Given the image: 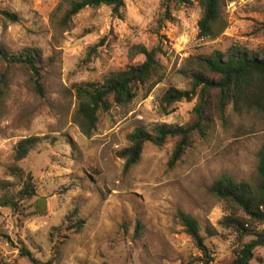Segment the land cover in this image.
I'll return each mask as SVG.
<instances>
[{
    "label": "rangeland",
    "instance_id": "374dc122",
    "mask_svg": "<svg viewBox=\"0 0 264 264\" xmlns=\"http://www.w3.org/2000/svg\"><path fill=\"white\" fill-rule=\"evenodd\" d=\"M59 1L0 0V11L17 15L12 22L0 14V44L9 52L38 48L46 62L40 93L30 70L0 60L8 77L0 119V179L17 184L8 172L16 164L33 176L36 187V195L23 203L22 215L0 207V232L7 234L0 239V264H32L21 256L22 248L51 264H196L201 254L178 210L197 220L213 259L210 264L230 263L253 237L240 240L233 228L219 224L228 213L227 204L209 188L222 174L255 180L257 152L264 146V113H234L229 107L226 121L216 122L205 138L196 137L173 167L168 160L174 138L161 147L144 143L139 162L125 173L116 152L128 145L127 135L136 126L189 119L195 97L175 103L169 115L160 108L169 86L189 87L188 78L179 73L189 57L232 44L264 46V0H225L227 26L212 40L197 36L196 4L174 6L171 18L160 22L162 0H124L121 16L105 5L85 7L60 27L51 21ZM135 44L160 48L164 79L146 97L140 90L130 103L113 106L85 136L71 119V85L142 61V55L130 57ZM30 135L56 141L14 162V143ZM74 211L84 223L66 230ZM137 224L141 233L135 232ZM250 264H264V246L254 249Z\"/></svg>",
    "mask_w": 264,
    "mask_h": 264
},
{
    "label": "trees",
    "instance_id": "16d2710c",
    "mask_svg": "<svg viewBox=\"0 0 264 264\" xmlns=\"http://www.w3.org/2000/svg\"><path fill=\"white\" fill-rule=\"evenodd\" d=\"M196 4L200 9L197 21V36L201 39H215L226 28L223 16L225 0H162L160 22L171 18L174 6H191ZM109 6L116 16H121L124 0H60L51 13V21L60 27H66L72 17L85 7ZM10 21H17V15L5 10L0 11ZM160 48H147L142 44L132 45L130 57L142 55L143 60L129 63L126 66L109 70L100 79L75 82L71 86L75 98L71 116L80 131L89 137L96 129L100 117L113 106L130 103L143 91L146 97L151 90L165 77V70L157 57ZM0 60L7 65H22L32 73L35 88L42 93L39 82L41 72L46 66L41 51L34 47H25L17 52L7 51L0 44ZM179 73L189 80L187 89L169 86L160 97V108L163 115L174 112V104L182 100L196 102L191 109L189 119L184 123L154 122L148 126H136L127 135L128 145L119 149L116 156L123 160V172H127L140 160L144 143L150 142L161 147L168 138H174V146L168 160L173 167L189 148L196 137L205 138L216 122L226 121L227 109L234 113L257 111L264 113V46L249 49L239 44H232L225 50H214L209 54L189 57L179 69ZM6 70L0 69V119L5 110L8 92ZM56 137L48 135H30L16 141L12 147L13 160L25 159L43 143H54ZM256 178L254 181H238L222 174L215 179L209 188L210 192L227 204L228 213L219 221L226 228H233L237 237L244 242L228 264H250L254 249L264 246V146L257 152ZM11 176L18 183L0 179V207L9 208L14 214L22 215L23 203L36 195L33 176L18 165L8 168ZM177 217L192 239L201 256L195 259L196 264H210L211 254L204 243L205 237L200 233L197 220L188 213L177 211ZM66 230L80 229L84 221L76 211L67 217ZM135 232L141 233L140 225ZM210 235L213 232L209 231ZM7 234L0 232V239ZM21 256L27 257L32 264H51V260L42 262L32 253L22 248ZM193 262V263H194Z\"/></svg>",
    "mask_w": 264,
    "mask_h": 264
}]
</instances>
